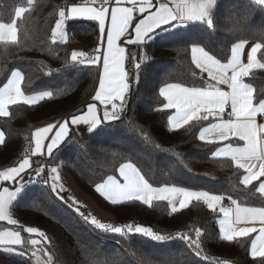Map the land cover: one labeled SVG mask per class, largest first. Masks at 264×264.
Wrapping results in <instances>:
<instances>
[{"label": "trees", "instance_id": "trees-1", "mask_svg": "<svg viewBox=\"0 0 264 264\" xmlns=\"http://www.w3.org/2000/svg\"><path fill=\"white\" fill-rule=\"evenodd\" d=\"M88 1L32 0L29 4L28 0H0V23L8 25L16 20L17 28L16 43L0 41V87L8 74L18 69L24 77V94L52 93L51 98L34 105L12 104L9 115L0 116V130L6 141L0 144V170L16 165L24 157V152L32 147L35 129L80 115L90 104L98 69L72 62L71 53L97 54L98 24L70 20L64 41L53 43L51 38L59 12L74 3ZM17 7L26 9L20 18L15 17ZM210 17L212 28L204 21L182 26L170 24L151 33L143 45H127L122 40L130 81L125 110L119 119L102 122L85 136L70 126L69 136L48 157L47 164H63L69 174L94 187L108 176L121 180L120 165L131 162L155 188L209 191L223 196L225 201L234 199L240 206L264 208V196L256 191L259 181L246 188L240 183L242 169H237L228 158L213 156L219 143L198 138L205 122L192 121L181 128H171V111L163 108L165 100L159 95V89L170 83L200 89L208 84L206 73L192 62V46L204 47L227 63L233 43L241 39L260 42L264 33V7L253 0H217ZM138 18L132 21L129 36ZM257 60L260 66L243 78L254 89L255 105L264 99V49L258 50ZM33 162L34 166L42 165L41 159ZM35 177L10 206L12 216L21 226H8L21 230V252L0 245V264H36L30 243L36 236L24 232L25 227L45 233L44 238L38 239L50 253L51 264H260L259 257L253 259L249 254L252 236L232 242L220 239V213L210 210L203 201H191L187 208L175 213L164 200L152 201L151 205L139 201L118 206L105 203L116 226L140 225L172 236L158 242L142 234L95 229L81 214L71 211L60 188L57 190L64 203L33 182ZM8 226L0 223V228ZM196 229L202 234L200 256L176 236L180 232L195 239Z\"/></svg>", "mask_w": 264, "mask_h": 264}, {"label": "snow or ice", "instance_id": "snow-or-ice-1", "mask_svg": "<svg viewBox=\"0 0 264 264\" xmlns=\"http://www.w3.org/2000/svg\"><path fill=\"white\" fill-rule=\"evenodd\" d=\"M28 2L31 4L32 0H28ZM136 2L137 0H131L132 7L129 8L120 7L119 0H117V6L109 9L108 0H101L99 7L77 5L68 8L67 12L63 10L59 12V18L51 30L53 43L65 39L66 23L75 19L96 21L101 36L106 34L107 47L101 51L102 45L98 46L95 56L86 55L79 51L71 53L72 62L79 64H84L87 61V63L95 65L102 59L99 87L93 99L104 106L103 120L97 116V106L89 104L87 113L73 116L70 123L69 121L59 124L49 123L46 127L38 128L32 134L35 143V147L31 150L32 155H36L46 148L47 154L51 156L54 149H57L62 141H65V138L69 136L71 125L83 123L88 126L87 130L91 132L103 121H114L120 118L121 113L125 110L126 97L130 90L129 73L125 69L126 49L117 45V41L121 40L122 37L127 45H143L150 34L161 26L173 23L182 24L186 21H204L209 28L213 26L209 10L214 5L215 0H173L171 7L161 5L156 7L154 12H150L151 0H142L139 9L136 8ZM89 3L94 5L96 0H89ZM253 3L264 7V0H253ZM137 10L147 15L135 24V38L132 39L126 36V33H129L133 13ZM25 12V8L17 7L15 17L20 18ZM5 39L11 43L17 42L16 20L8 25L0 23V41ZM246 43V39H241L238 43L231 45V55L227 63H222L204 47H191L192 62L195 66L201 72H207L208 77L216 81L217 85H227L230 91H223L216 86L200 89L170 83L159 89V95L167 102L163 105L164 109H175V114L168 117V124L171 128H179L192 121H205L209 117H214L219 120V123H213L209 127L202 128L199 133L201 140L223 141L228 140L230 136H235L244 142L243 147L227 145L218 148L213 156L228 158L234 162L237 169H243L246 175L243 176L240 183L247 188L254 180L264 177V124L257 125L256 123L257 112H264V99L259 101V109H257L253 103L254 89L250 84L245 83L243 78L249 75V70L257 63L258 50L264 49V33L261 34L260 42L252 44L251 50L247 54V65L241 61V54L245 50ZM135 67L138 69L140 64H135ZM229 72L231 75L228 74ZM11 76L12 78L8 80V83L0 88V116L9 115L8 106L10 104L34 105L46 97L51 98V92H43L39 96H25L21 89L23 75L19 71H13ZM109 105H111V111H108ZM229 106L231 112L228 115L234 119L224 120L222 117L226 107ZM50 133L54 134L50 136ZM45 141L49 142L45 144ZM5 142V134L0 132V144ZM30 167V160L24 158L17 166L9 167L6 171L0 172V180L17 185L14 190L9 187L0 188V221L7 220L13 225L17 223L8 215L9 206L21 190L22 184H17L18 179L22 178V175ZM33 171L35 176L39 178L44 172V168L40 167ZM118 171L123 180L122 183L112 176H108L103 183L96 184L94 189L100 197L113 206L123 205L128 201H139L141 204L151 205L154 199L166 200L171 211L175 213L179 209L187 208L191 201H203L210 210L215 211L224 199L221 195L203 190H190L184 187L155 188L131 162L122 163ZM56 173L57 168L52 167L45 183L47 184L50 180L52 192L59 197L57 185L60 183V177ZM60 187L62 188L63 185L61 184ZM256 191L264 196V182L259 184ZM60 198L62 199V197ZM229 199L231 198L229 197ZM231 203L236 206L234 209L220 206V212L224 217L219 222L220 239L232 242L238 237L258 231V235L251 242L249 254L253 259L259 257L260 264H264V208L241 207L234 199L231 200ZM233 212L235 214L234 219L232 218ZM84 219L95 229L105 233L120 234L127 231L128 233L142 234L158 242L172 239L171 235H161L150 227L133 224L114 227L111 224L102 223L94 217L89 219L85 216ZM257 221L262 225L258 230L255 227H237L240 224ZM23 231L37 234L41 238L45 237L44 232H38V229L34 227H26ZM201 235L199 229L195 231V239H192L190 234L176 233V236L191 247L197 256L201 255ZM30 243L35 246L40 241L32 239ZM22 244L19 231L0 232V245ZM217 264L220 262L218 261Z\"/></svg>", "mask_w": 264, "mask_h": 264}, {"label": "crops", "instance_id": "crops-1", "mask_svg": "<svg viewBox=\"0 0 264 264\" xmlns=\"http://www.w3.org/2000/svg\"><path fill=\"white\" fill-rule=\"evenodd\" d=\"M216 2H217V0H215V3H214V5L212 6V8L209 10V16H211V14H212V12H213V9H214V7H215V4H216ZM141 3H142V0H137V2H136V8L137 9H139V7H140V5H141ZM151 4H152V8H151V10H150V12H154L155 11V8L156 7H158V6H161V5H165V6H169V7H171L172 6V4H173V0H151ZM77 5H79V6H94V7H99V6H95V5H93V4H91V3H89V1L88 2H80V3H74V4H72V5H70V6H68L67 7V9L68 8H70V7H72V6H77ZM108 7H109V9L111 8V7H115V6H117V0H108V5H107ZM119 6L120 7H132V3H131V0H119ZM148 14H150V13H148ZM147 14H142V13H140L138 10L137 11H134V13H133V20H134V18H136V17H139L138 18V20H137V22L136 23H138L139 22V20L141 19V18H144L145 16H146ZM109 16H110V12H109ZM75 20H87V19H75ZM132 20V21H133ZM96 22V21H95ZM108 22H110V21H108ZM192 22H195V21H186V22H184V23H173V24H175V26H182V25H186V24H189V23H192ZM97 24H98V22H96ZM131 27V26H130ZM134 27H135V25H134ZM134 27L132 28V34H131V36L129 37V38H132V39H134L135 38V36H134ZM162 27V26H161ZM98 30H99V28H98ZM157 30V29H156ZM155 30V31H156ZM123 40V42H124V38L122 37L121 38V40H119V41H117V45L118 46H121V47H123L122 45H120V42ZM3 42H10V41H8V40H3ZM125 43V42H124ZM252 42H248V43H246V45H245V50H244V52L241 54V61H242V63L243 64H245V65H247V54H248V52L251 50V46H252ZM100 45H102V48H101V51H103L104 49H106V47H107V45H106V34H105V36H101V34H100V32H99V46ZM125 62H126V60H125ZM99 64H100V68L98 69V77H97V81H96V87H95V90H94V92H93V95L91 96V98H90V104H95L96 106H97V116L99 117V118H101V120H103V112H104V106L103 105H101L100 103H99V101H95L94 99H93V97H94V95H95V92H96V90L98 89V87H99V77H100V74H101V72H102V59L98 62ZM260 66V64H259V62H258V60H257V63L256 64H254V66H253V68L252 69H256V68H258ZM125 69H126V67H125ZM252 69H250V70H252ZM249 70V71H250ZM13 71H19L18 69H13L9 74H8V77H7V79H6V81H5V83L0 87V88H3L7 83H8V80L9 79H11L12 78V76H11V73L13 72ZM20 72V71H19ZM21 73V72H20ZM204 73H206V77H207V82H208V84L203 88V89H205V88H210V87H213V86H216V87H219L221 90H223V91H230V89L228 88V86L227 85H224V84H220V85H217L216 84V81H214V80H211L209 77H208V74H207V72H204ZM22 74V73H21ZM229 75H231V73L229 72L228 73ZM21 85H22V82H21ZM22 89V88H21ZM41 93H36V94H31V95H26V94H24L25 96H29V97H31V96H39ZM45 99H47V97L45 98ZM43 101V100H42ZM40 102V101H39ZM165 103H167L166 101H165ZM10 105H12V104H10ZM9 105V106H10ZM9 106H8V108H9ZM254 106L255 107H257V109H259V104L258 105H255L254 104ZM168 110H170L171 111V115H174L175 114V109H168ZM87 113V107H86V109H85V111L82 113V114H80V115H83V114H86ZM71 118L72 117H64V118H62V119H60V120H58V121H55V122H53V124H59V123H63V122H65V121H69V123H70V121H71ZM224 120H228V119H230L229 118V115H227L226 114V112H225V114L223 115V117H222ZM103 122H110V121H103ZM202 122H205V124L202 126V128H206V127H209L210 126V124H213V123H219V120H217L216 118H214V117H209V119L208 120H205V121H202ZM102 123V122H101ZM100 123V124H101ZM256 123H257V125H260V124H264V112H260V111H258L257 112V116H256ZM48 125V124H47ZM47 125H44V126H41V127H38V128H42V127H46ZM185 125V124H184ZM184 125H182V126H184ZM73 128H74V130L79 134V135H81V136H85L86 134H88L89 133V131L87 130V128H88V126L87 125H85V124H83V123H81V124H79V125H71ZM181 126V127H182ZM181 127H179V128H181ZM37 128V129H38ZM202 128L200 129V131L202 130ZM37 129H35L34 130V132L37 130ZM173 129H176V128H173ZM58 130V129H57ZM70 130V129H69ZM200 131H199V133H200ZM0 132H2L1 130H0ZM199 133H198V138H199ZM54 133H50L49 135L51 136V135H53ZM67 138V137H66ZM65 138V139H66ZM200 139V138H199ZM201 140V139H200ZM201 141H203V142H208V143H219V146L217 147V149L218 148H223V147H225V146H227V145H232L233 147H243L244 146V142L243 141H241V140H239L237 137H235V136H230V138L228 139V140H223V141H221V140H216V141H214V142H209L208 140H201ZM49 141H45V144H47ZM64 141H62V143H63ZM61 143V144H62ZM35 147V143H34V140H33V143H32V149ZM216 149V150H217ZM55 150V149H54ZM42 155H45L46 157H49V155L47 154V151H46V148L44 149V150H42L40 153H38V154H36V155H32V154H30V156H24L16 165H14V166H17L24 158H28L29 160H30V164H31V167L22 175V178H20V179H18V181H17V184H22V186L24 185V184H26V183H30V182H32V178L33 177H35V172L33 171L34 169H37V168H40V167H42V165L41 166H34V162H33V160L34 159H40V157L42 156ZM217 158H224V157H217ZM234 163V162H233ZM11 167H13V166H11ZM7 168H9V167H6V168H3V169H1L0 170V172H3V171H6L7 170ZM243 170V169H242ZM244 171V170H243ZM244 175H246V173L244 172L243 173V176ZM243 176H242V178H243ZM256 181H259V184L261 183V182H264V177H260L259 179H257V180H254L252 183H254V182H256ZM259 184H258V186H259ZM15 186H17V185H14L12 182H6V181H2V180H0V188H2V187H9L10 189H13L14 190V187ZM23 191V188L21 187V190H20V192L16 195V197L21 193ZM15 197V198H16ZM15 200V199H14ZM13 200V201H14ZM12 201V202H13ZM153 201H155V199L153 200ZM164 201H166V200H164ZM12 202H11V204H12ZM167 202V201H166ZM226 202L227 201H225L224 199L221 201V205L220 206H222V207H225V208H232V209H234L236 206L235 205H233V206H229V205H227L226 204ZM11 204H10V206H11ZM239 205V204H238ZM10 206H9V211H8V215L10 216V214H11V210H10ZM220 206H217V210L219 211V213H220V217H219V222L222 220V219H224V217H223V215H222V213L220 212ZM240 206V205H239ZM177 207L179 208V206H178V204H177ZM241 207H244V206H241ZM234 212H233V219H234ZM262 225L257 221V222H255V223H248V224H240V225H237V227L238 228H243V227H255L257 230L261 227ZM219 227H220V223H219ZM13 231V230H12ZM7 232V231H6ZM258 235V231L257 232H253V233H250L249 235H247V236H252V240L253 239H255L256 238V236ZM247 236H241V237H238V238H242V237H247ZM252 242V241H251ZM1 246H4V245H1ZM250 247H251V244H250Z\"/></svg>", "mask_w": 264, "mask_h": 264}, {"label": "rangeland", "instance_id": "rangeland-1", "mask_svg": "<svg viewBox=\"0 0 264 264\" xmlns=\"http://www.w3.org/2000/svg\"><path fill=\"white\" fill-rule=\"evenodd\" d=\"M131 30V27L129 29V32ZM126 36H129V33H126ZM67 35L65 32V39ZM130 37V36H129ZM64 39V40H65ZM7 40V39H5ZM63 40V41H64ZM59 41V40H58ZM49 166V165H48ZM55 166H49V170ZM57 168V175H59L60 178L64 180V187H62L65 192H63V189L61 193L64 194V197L68 199V201H65V199L60 195L59 197L56 195V193L52 192L53 196L59 200L60 202L66 203L68 207H70L71 211L74 213H79L81 214V217L84 219L85 216L90 218H96L100 222L105 223V224H111L114 227L115 225V217L114 215L106 208V204L108 203L105 201L102 197L99 196L98 193L95 192V186L94 187H89L86 183L82 182L81 180L78 179V177L70 173L64 168L63 164H60ZM121 178V177H120ZM115 179V178H114ZM118 182H123L122 178L121 180L116 179ZM104 182V181H103ZM101 182V183H103ZM62 197V199L60 198ZM11 219L16 220L12 214H10ZM15 226H21V224L16 220ZM0 223H5L8 225H13L5 221H0ZM90 224V223H88ZM26 228V227H25ZM19 231L21 233V238L23 239V235L21 230H16L13 227H2L0 228V232H6V231ZM39 232V231H38ZM30 234V233H28ZM35 235L36 237L32 239H38L37 234H31ZM23 241V240H22ZM40 241V240H39ZM20 246L21 245H4L2 248H6L8 250H14L15 252H21L20 251ZM33 255L35 256V261L36 264H51L52 263V258L50 253H48L45 248L43 243H40V245H35L34 250H33ZM2 264H7L6 262H2Z\"/></svg>", "mask_w": 264, "mask_h": 264}, {"label": "built area", "instance_id": "built-area-1", "mask_svg": "<svg viewBox=\"0 0 264 264\" xmlns=\"http://www.w3.org/2000/svg\"><path fill=\"white\" fill-rule=\"evenodd\" d=\"M100 2H101V0H96V3H95L94 5H95V6H100ZM63 11L67 12V8L63 9ZM84 53H85L86 55L95 56V55H94L93 53H91V52H84ZM82 65H83L84 67H89V66H92L93 64H89V63H87V61H85L84 64H82ZM93 66L96 67V69H99V68H100V64H99V63H97V64H95V65H93ZM108 111H111V105L108 106ZM225 112H226L227 115H228V113L231 112V108H230V106H229V107H226ZM229 118H230V119H234L233 117H230V116H229ZM31 150H32V148H30V149H28L27 151H25V152H24V156H30V154H31ZM40 159L42 160V167L44 168V172L41 174V176H40L39 178L35 177V179L33 180V182L38 183L39 185H41V186L47 188V189L52 193V189H51V181L49 180L47 184L45 183V181L48 179V174H49V172H50V170H49V168H48L49 166H48V164H47V159H48V157H46L45 155H42V156L40 157ZM30 184H31V182H30V183H26V184H24V185L22 186L23 190L27 189V188L29 187ZM61 184L63 185L62 181L60 180V183L57 185V187L60 188V189H63V188L60 187ZM63 187H64V185H63ZM63 191H66V190L63 189ZM52 195H53V194H52ZM226 204L229 205V206H233V204L231 203V200H228V201L226 202Z\"/></svg>", "mask_w": 264, "mask_h": 264}]
</instances>
